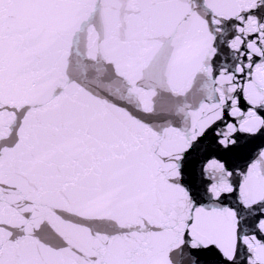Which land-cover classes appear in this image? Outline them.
Wrapping results in <instances>:
<instances>
[{"label": "snow or ice", "instance_id": "snow-or-ice-1", "mask_svg": "<svg viewBox=\"0 0 264 264\" xmlns=\"http://www.w3.org/2000/svg\"><path fill=\"white\" fill-rule=\"evenodd\" d=\"M0 264H264V0H0Z\"/></svg>", "mask_w": 264, "mask_h": 264}]
</instances>
